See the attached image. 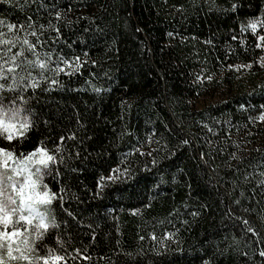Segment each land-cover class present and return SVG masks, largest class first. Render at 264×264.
I'll return each instance as SVG.
<instances>
[{
  "label": "trees",
  "instance_id": "1",
  "mask_svg": "<svg viewBox=\"0 0 264 264\" xmlns=\"http://www.w3.org/2000/svg\"><path fill=\"white\" fill-rule=\"evenodd\" d=\"M0 21L7 85L32 62L0 91L30 121L0 172L39 169L59 225L3 261L264 264V0H0ZM38 148L54 162L18 165Z\"/></svg>",
  "mask_w": 264,
  "mask_h": 264
},
{
  "label": "snow or ice",
  "instance_id": "2",
  "mask_svg": "<svg viewBox=\"0 0 264 264\" xmlns=\"http://www.w3.org/2000/svg\"><path fill=\"white\" fill-rule=\"evenodd\" d=\"M0 23H3V21H0ZM250 23L252 29L255 30L256 22ZM8 27L10 30H12L14 26L9 25ZM259 40L264 41V36H260ZM2 59L3 56L0 55V60ZM7 62H11L13 65V67L7 70L9 73H12L13 83L12 85H7L6 81L8 77H6L4 73L0 71V80L5 81V83H0V91L5 89L8 91H14L17 85L16 76L19 75L20 72L25 73V75L20 76V80L31 78V61L25 65L23 62L17 63L15 58L10 57L9 61H6V63ZM37 63L41 69L45 68L44 64H39V62ZM2 67L3 65H0V68ZM78 67L79 65L77 66V69ZM56 71L59 72L61 69L57 68ZM36 86V82L33 81L32 87L35 88ZM97 91L99 90L97 89ZM3 101L4 97L3 95H0V135L6 133L5 139L11 141L16 139L18 136L23 135L24 132L27 131L28 127L30 126V121H28L26 118H20V112H22L23 109L10 107L6 108V106L3 104ZM6 120L8 123L5 122ZM12 155L13 153L11 151L0 147V166L3 165V161L11 158ZM32 157H36V159L39 160V163L42 165H47L50 162H54V156L49 155L44 148H38L34 153H30L29 159ZM13 171L16 170L13 169ZM35 175L36 179H33L31 174H24L21 180H17L9 173L0 172V226H3L0 227V248L3 247V241L7 240L14 243L15 241L13 238L20 235L19 229L25 228V225L31 226L34 218H38V224L36 225V228L39 229V231L36 232L35 237L37 240L42 239L47 228L51 227L55 229L59 227V225L55 222V217L49 221V218L38 210V205L51 204L52 201L57 198V194L51 193L49 191H45L43 193L37 191V181L41 179L39 169L36 170ZM44 187L47 189V185ZM244 223L247 224V221ZM9 225L13 226L10 234L4 230L8 228ZM21 245L25 246V251H34V249H30L28 247L27 240H21ZM48 251L51 254L52 250L49 249ZM7 255L10 259L28 258L24 252H21L19 257H14L11 243H9L7 246ZM261 255H264V253H261ZM55 259L59 261L61 258L55 257ZM2 262L3 254L0 253V264H2ZM45 264H48L47 258H45Z\"/></svg>",
  "mask_w": 264,
  "mask_h": 264
},
{
  "label": "rangeland",
  "instance_id": "3",
  "mask_svg": "<svg viewBox=\"0 0 264 264\" xmlns=\"http://www.w3.org/2000/svg\"><path fill=\"white\" fill-rule=\"evenodd\" d=\"M33 158H34V157H32L31 159H29V156H28V157H25V158H23V159H18V160H17V163H18V165H24V164L28 163L29 161H32ZM12 175L15 177V179L19 180L20 175H21V171H19V170L12 171ZM116 175H117V171L114 172V173H112V174H111L110 176H108L106 179H104V181H112V180H114V178L116 177ZM170 242L172 243V237H171L170 235H167V236L165 237V239H164L163 244H164V245H167V243L169 244ZM56 262H57L56 259L48 260V264H54V263H56ZM2 264H13V263H12V262H7L6 260H4V261L2 262Z\"/></svg>",
  "mask_w": 264,
  "mask_h": 264
}]
</instances>
